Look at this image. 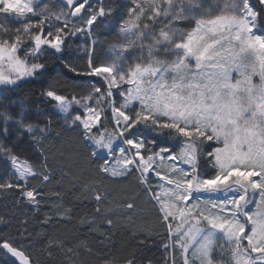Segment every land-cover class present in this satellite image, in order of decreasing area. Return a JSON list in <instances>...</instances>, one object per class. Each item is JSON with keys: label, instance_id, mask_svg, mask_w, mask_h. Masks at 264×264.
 <instances>
[{"label": "snow or ice", "instance_id": "6c2138e0", "mask_svg": "<svg viewBox=\"0 0 264 264\" xmlns=\"http://www.w3.org/2000/svg\"><path fill=\"white\" fill-rule=\"evenodd\" d=\"M38 5L0 0V85L41 76L42 56L60 53L66 37L85 30L73 18L91 32L114 11L91 8L89 0H61L58 12ZM217 8L220 14L204 11L199 0H132L131 18L120 28L126 43L113 47L110 62L98 61L94 47L87 50L82 74L99 83L87 84L84 96L52 88L43 95L64 114L65 127L77 131L85 163L98 176H135L166 230L172 264H264V0H224ZM180 22L186 27H176ZM35 130L27 125L28 133ZM0 152L7 157L0 191H18L20 201L38 210L42 188L55 175L47 156L41 152L43 162L33 164L3 144ZM31 180L39 184L29 186ZM97 185L89 180L83 190L99 213L108 193ZM134 200L119 207L132 212ZM54 208L60 218L70 212ZM55 246L64 243L49 241V255ZM0 250L12 264H36L10 237L0 236ZM67 253L77 255L72 248Z\"/></svg>", "mask_w": 264, "mask_h": 264}, {"label": "trees", "instance_id": "16d2710c", "mask_svg": "<svg viewBox=\"0 0 264 264\" xmlns=\"http://www.w3.org/2000/svg\"><path fill=\"white\" fill-rule=\"evenodd\" d=\"M127 2L96 0L94 4L104 6L106 10L113 8L112 16L121 19L126 13ZM104 18L107 17L98 19ZM69 37H66V43ZM66 43L60 53L53 50V54L41 60L46 65V71L41 76L25 78L15 87L0 86L8 99L23 101L36 112L41 129H47L44 133L36 132L31 148L41 163L43 152L49 167L55 172L52 182L42 188L45 199L38 210L20 201L18 191H0V236L12 238L16 245H24L36 264H71L67 259V256H72L67 253L68 248L77 253L72 256L76 264H104L106 260L112 264H126L130 257L135 258V264H172V249L165 250V245L170 243L166 230L159 223L151 202L138 191L135 176L124 181L98 176L94 168L85 163L77 131L65 127L54 105L43 95L52 83L69 87L72 82L84 77L71 71L60 58L65 54ZM146 135L152 138L151 134ZM89 180H96L97 186L108 193L99 205V213L95 211L98 205L92 193L83 190V185ZM37 184L38 180H31L29 186ZM132 197H135L134 211L128 212L119 207ZM54 206L70 212L60 218ZM46 216L51 217L49 223H44ZM108 220L112 223L108 224ZM49 241H61L64 248L52 247L49 255L46 247ZM12 262L0 250V264ZM177 264H182V260L178 259Z\"/></svg>", "mask_w": 264, "mask_h": 264}, {"label": "rangeland", "instance_id": "374dc122", "mask_svg": "<svg viewBox=\"0 0 264 264\" xmlns=\"http://www.w3.org/2000/svg\"><path fill=\"white\" fill-rule=\"evenodd\" d=\"M199 2L203 4L204 11H212L213 9H216L214 14H220L217 4H219V8H222L224 0H199ZM60 3V0H44L38 5V7L43 8L47 5L52 9V11L58 12L60 10ZM253 3H255V0H253ZM131 6L132 0H128L126 13L121 19L117 16H112V14L106 15L107 18L101 20L98 19L94 23L91 32H89L88 26L82 23L81 19L73 20V23H75L78 27L83 26L85 30L78 35H70L69 39H67L65 54L60 56V58L65 61L67 65L74 66L77 69L75 73L79 72L81 75H83L82 73L87 70V50H91L93 47L95 48V55L98 61L104 60L110 62L113 47L126 43L124 35L120 32V28L131 18L128 13V8ZM100 7L101 6L98 4L91 6V8L97 10ZM0 19H2V17H0ZM176 27L185 28L186 24L184 22H180L176 24ZM145 43H147V41H145ZM51 54L53 53L49 52L43 55L41 60ZM133 55H139V52L137 51ZM145 55H147L146 51ZM83 76L84 77L82 78H78L77 81L72 82L69 87L60 86L59 83H52L47 90L52 88L69 97L73 95L78 97L87 95L91 89L86 88V85L94 83V81L90 77L85 75ZM254 80L256 83H259L258 77H255ZM57 112L60 114L65 124L64 114L60 113L58 110ZM0 113L3 114L0 115V144H3L6 148L11 149L21 161H28L33 164L41 163L39 157L35 155L31 148V142L35 138L34 135L38 129H41L40 124L36 119V112L32 111L23 101L8 99L0 87ZM5 116L8 117L7 120L5 119ZM21 120L24 122L23 128L19 127V122ZM28 124L34 125V128L36 129L31 134L27 132ZM148 138L151 139V137ZM178 149L179 145L176 147L177 151ZM6 162L7 157L3 152H0V167H2Z\"/></svg>", "mask_w": 264, "mask_h": 264}, {"label": "water", "instance_id": "95a60500", "mask_svg": "<svg viewBox=\"0 0 264 264\" xmlns=\"http://www.w3.org/2000/svg\"><path fill=\"white\" fill-rule=\"evenodd\" d=\"M44 0H39V4L41 3V2H43ZM96 0H89V4L91 5L93 2H95ZM60 2H61V0H60ZM73 20H77L76 18H73ZM10 260H14V258H12L10 255H6Z\"/></svg>", "mask_w": 264, "mask_h": 264}, {"label": "flooded vegetation", "instance_id": "af4514ba", "mask_svg": "<svg viewBox=\"0 0 264 264\" xmlns=\"http://www.w3.org/2000/svg\"><path fill=\"white\" fill-rule=\"evenodd\" d=\"M95 2H93V4H94Z\"/></svg>", "mask_w": 264, "mask_h": 264}]
</instances>
